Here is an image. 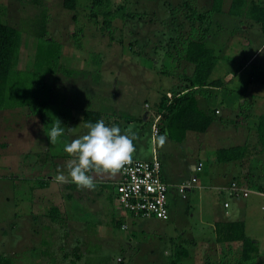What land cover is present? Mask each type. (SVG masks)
I'll return each mask as SVG.
<instances>
[{
    "label": "rangeland",
    "instance_id": "obj_1",
    "mask_svg": "<svg viewBox=\"0 0 264 264\" xmlns=\"http://www.w3.org/2000/svg\"><path fill=\"white\" fill-rule=\"evenodd\" d=\"M212 1L108 0L112 12L124 6L129 15L113 17L110 35L101 32L100 17L99 24L89 20L91 0H77L74 13L62 0H0V22L21 34L0 107V256L14 264H169L180 245L189 255L178 264H238L240 243H217L214 229L245 219L240 202L250 204L256 186L264 191V154L254 133L264 115V38L244 14H227L231 0L221 13L209 12ZM204 35L219 57L211 79L223 82L199 99L212 123L204 133L187 132L179 143L167 137L157 147L155 105L169 88L185 86L181 77L193 66L183 59L184 45ZM51 42L61 51L56 75L41 62ZM37 102L46 104L43 118ZM85 110L101 113L122 134L134 133L132 160L157 158L167 183L186 186L196 177L190 190L169 195L168 220L123 211L115 196L120 172L95 177V190L55 181L58 169L67 174L65 144L87 132ZM55 119L65 132L52 145L47 133ZM235 146L245 148L246 159L217 162V150ZM199 162L202 170L192 171ZM242 175L248 185H241ZM232 182L250 195L230 196ZM258 207L246 234L256 240L254 264H264Z\"/></svg>",
    "mask_w": 264,
    "mask_h": 264
},
{
    "label": "trees",
    "instance_id": "obj_2",
    "mask_svg": "<svg viewBox=\"0 0 264 264\" xmlns=\"http://www.w3.org/2000/svg\"><path fill=\"white\" fill-rule=\"evenodd\" d=\"M21 1V0H16ZM126 2L139 0H125ZM224 0H213L210 13H221ZM249 1V2H247ZM259 0H231L227 9V14L232 16L243 15L253 22L259 24L264 38V5ZM92 7L88 18L90 21L99 24L98 18L102 19L100 30L110 31L112 19L115 15L124 17V6H118L113 12L109 9L108 0H91ZM62 7L74 13L77 8V0H62ZM75 15L72 19L75 20ZM196 18L203 20L204 15L200 14ZM205 35L201 38L187 41L183 48V59L193 66L190 75L181 77L185 86L181 89L169 88L163 92L155 105L154 111L157 135L167 134V137L177 143L181 142L187 132L204 133L212 123V117L199 108V99L206 95L207 87H222L221 79H211L217 67L219 57L215 50L206 45ZM21 47V34L17 29L0 22V107L6 92V86L11 69L15 66L18 53ZM41 62H45V73L57 74L61 56L60 45L51 42L47 51L41 50ZM46 54V55H44ZM43 118L45 102H37ZM216 115V110H214ZM102 118V114L96 111L85 110L82 121L85 123H95ZM147 119L153 122L154 117L148 116ZM255 135L259 143V153L264 154V115L257 117L255 125ZM244 147H231L217 150L216 160L219 163L240 162L248 155ZM238 184V183H237ZM249 184V182H248ZM254 186V185H253ZM254 192H263L261 187H254ZM216 242L240 243L241 256L238 264L245 262H255L258 255L256 242L248 238L245 234V227L242 221L226 222L220 226L216 225ZM181 257H188V252L182 246L175 248L172 260L169 264H178ZM253 262V264H254ZM0 264H14L11 258L0 256Z\"/></svg>",
    "mask_w": 264,
    "mask_h": 264
},
{
    "label": "clouds",
    "instance_id": "obj_3",
    "mask_svg": "<svg viewBox=\"0 0 264 264\" xmlns=\"http://www.w3.org/2000/svg\"><path fill=\"white\" fill-rule=\"evenodd\" d=\"M86 134L65 144L64 152L71 158L67 162V174L57 170L58 184L72 183L78 189L95 190V177L116 175L132 160L135 152L133 134H122L118 126L106 125L104 119L85 124ZM65 129L55 119L47 136L52 145L64 135ZM167 142V134L157 135L155 143L162 148Z\"/></svg>",
    "mask_w": 264,
    "mask_h": 264
},
{
    "label": "built area",
    "instance_id": "obj_4",
    "mask_svg": "<svg viewBox=\"0 0 264 264\" xmlns=\"http://www.w3.org/2000/svg\"><path fill=\"white\" fill-rule=\"evenodd\" d=\"M216 113H218L216 111ZM154 133L157 134L155 128ZM202 163H198L194 171L200 172ZM162 168L157 158L152 160H131L120 172V181L115 185V196L118 206L128 214L140 218H155L161 221L169 219L168 193L169 186L162 178ZM196 177L191 179L188 185L178 186V192L183 193L185 189L190 190ZM230 196L235 199L247 198L251 191L241 188L237 183L232 182L228 187ZM264 204V191L255 192ZM227 208L228 204H224ZM264 205L261 206L263 210Z\"/></svg>",
    "mask_w": 264,
    "mask_h": 264
},
{
    "label": "crops",
    "instance_id": "obj_5",
    "mask_svg": "<svg viewBox=\"0 0 264 264\" xmlns=\"http://www.w3.org/2000/svg\"><path fill=\"white\" fill-rule=\"evenodd\" d=\"M160 164H161V162H160ZM161 168H162V164H161ZM194 168H195V166H191V170L192 171H194ZM161 174H162V178H163V173H162V171H161ZM242 181H240V183H241V185L243 186V185H248V182H249V178H248V176L246 175V176H243L242 175ZM163 180H165L164 178H163ZM197 180V179H196ZM166 184H168V186H169V193H168V197H169V195L171 194V195H175V192L176 191H178V186H180L179 184H177V183H171V184H169V183H167L166 181H164ZM102 184H104V183H102ZM101 184V185H102ZM244 188H246V187H244ZM247 189V188H246ZM248 190V189H247ZM178 193V192H177ZM255 199H253V200H251V202H249L250 204H245L244 206H243V204L240 202V209H241V211H243L244 212V214H243V217L245 218V219H243L242 220V222L244 223V227H245V234H246V230H247V228H248V225H247V223L248 222H250V223H253L252 221H253V217H252V209H254V208H256V207H260V209H261V200H260V196L258 195V194H256L255 193ZM168 200V199H167ZM238 201H240L239 199H238ZM255 203H257V204H255ZM167 204H168V202H167ZM223 207H224V205H223ZM230 206H228L227 208H225L224 207V209H228ZM258 207V208H259ZM168 212H169V207H168ZM169 216H170V212H169ZM228 222V221H227ZM214 231H215V229H214ZM215 233V238H216V232H214ZM246 236H247V234H246ZM250 238V237H249ZM254 240V239H253ZM254 241H256V240H254ZM190 244H192V245H194V242L192 241ZM227 245H228V243H227ZM188 252V251H187ZM188 255H189V253H188Z\"/></svg>",
    "mask_w": 264,
    "mask_h": 264
}]
</instances>
